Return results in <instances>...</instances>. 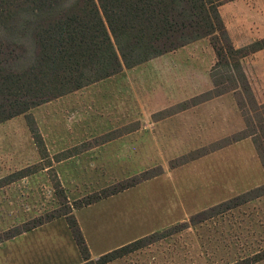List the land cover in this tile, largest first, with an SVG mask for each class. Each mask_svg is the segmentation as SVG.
Returning a JSON list of instances; mask_svg holds the SVG:
<instances>
[{
	"label": "trees",
	"instance_id": "obj_1",
	"mask_svg": "<svg viewBox=\"0 0 264 264\" xmlns=\"http://www.w3.org/2000/svg\"><path fill=\"white\" fill-rule=\"evenodd\" d=\"M232 1L0 0V124L25 116L33 140L42 151L32 109L207 39L216 59L210 73L213 89L193 103L230 92L242 93L245 99L235 101L244 129L224 143L251 138L264 172V104L257 103L243 70L247 57L264 50V38L239 48L233 45L219 11ZM149 177L142 174L129 184L114 185L71 205L56 181L53 187L59 208L33 219L24 228L5 233L3 238H13L65 217L82 264H107L134 253L166 234L181 231L187 224L163 236L148 235L92 260L72 209L94 204ZM262 196L264 183L194 215L189 224H199ZM263 260L264 250L233 264Z\"/></svg>",
	"mask_w": 264,
	"mask_h": 264
},
{
	"label": "crops",
	"instance_id": "obj_2",
	"mask_svg": "<svg viewBox=\"0 0 264 264\" xmlns=\"http://www.w3.org/2000/svg\"><path fill=\"white\" fill-rule=\"evenodd\" d=\"M241 1L219 10L231 41L246 36L244 16L236 11ZM227 5L235 9L228 13ZM215 62L209 41L203 39L32 109L42 151L27 126L22 136H0V214L40 215L58 209L56 181L71 205L84 181L123 180L142 174L148 165L168 167L178 157L185 162L199 158L196 163L204 164L210 158L204 154L220 151L227 145L225 139L243 130L232 94L193 103L213 89L210 73ZM20 152L28 156L20 159ZM170 170H164V178ZM79 209H72L74 217ZM127 216L130 225L137 219H130L129 210ZM59 242L53 240V245ZM72 251L68 264H82L81 256ZM131 255L107 264H121Z\"/></svg>",
	"mask_w": 264,
	"mask_h": 264
},
{
	"label": "rangeland",
	"instance_id": "obj_3",
	"mask_svg": "<svg viewBox=\"0 0 264 264\" xmlns=\"http://www.w3.org/2000/svg\"><path fill=\"white\" fill-rule=\"evenodd\" d=\"M238 5L236 11L243 14L247 30L244 33L246 36L236 37L232 43L235 47H243V44L264 38V0H244ZM228 6L225 9L231 13L235 8ZM243 70L257 103L264 104V50L247 57L243 61ZM224 82L228 84L227 80ZM229 94L236 101L245 99L240 92ZM262 118L264 123V114ZM10 121L0 128V136L1 133L2 136H12L14 132L22 136L27 118L19 116ZM215 152L204 154L206 156L203 157H210L204 164L196 163L199 158L187 163L184 157H178L168 167L148 165L142 173L149 174L148 179L114 193L111 196L115 198L111 201L104 200L111 197L108 196L96 202L95 206L80 208L75 219L91 257H99L121 247V244L151 234L163 236L182 223L187 224L184 229L166 234L155 243L132 253L121 264H233L263 251L264 196L199 224H189L194 215L264 183V172L251 138L231 142ZM23 155L27 153L20 152V159ZM165 169H171L167 178H164ZM142 174L128 175L111 183L84 181L78 184L79 191L72 196V203L114 185L129 184L134 179H140ZM167 194L169 198H166ZM128 210L130 219L137 217L131 225ZM45 214H0V264H68L72 248L80 257L64 217L13 238H3L5 233L24 228L30 221ZM53 240L60 242L54 246ZM256 264H264V260Z\"/></svg>",
	"mask_w": 264,
	"mask_h": 264
}]
</instances>
